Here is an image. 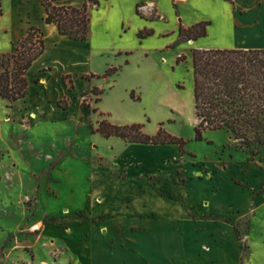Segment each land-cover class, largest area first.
Instances as JSON below:
<instances>
[{
	"label": "rangeland",
	"instance_id": "obj_1",
	"mask_svg": "<svg viewBox=\"0 0 264 264\" xmlns=\"http://www.w3.org/2000/svg\"><path fill=\"white\" fill-rule=\"evenodd\" d=\"M40 1L1 0L3 21L23 16L29 27L39 28L36 23L44 22ZM96 1L82 45L63 43L56 51L51 35L44 38L39 28L44 51L27 73V97L14 108L0 99V264H99L98 230L110 229L103 227L105 220L119 232H135L138 219L155 213L166 225L164 220L176 217L169 230L187 243L173 247L179 264H264V145L236 149L224 130H206L195 139L191 62L193 49H238L239 40L264 45V14L253 18L257 35L247 31L243 37L234 18L250 15H230L221 0ZM200 20L210 23L206 31L214 22L209 35L179 38L181 27ZM181 56L184 60H178ZM109 67L118 73L101 77ZM66 74L74 88L70 94L62 79ZM91 74L100 78H84ZM93 88L103 94L92 93ZM62 92L59 100L71 102L65 111L48 104ZM98 99L110 121L121 123L113 124H141L147 135L162 124L183 141L182 149L107 144L92 132L97 120L108 119L92 113ZM59 154L61 163L51 166ZM95 187L118 201L94 200ZM156 192L171 200L160 201ZM127 195L153 209H145L144 216L139 205L122 199ZM229 204L242 210L230 212ZM35 224L39 229L33 232ZM123 243V235L106 241L114 249ZM139 253L175 264L156 244ZM116 258L119 264L128 259Z\"/></svg>",
	"mask_w": 264,
	"mask_h": 264
},
{
	"label": "trees",
	"instance_id": "obj_2",
	"mask_svg": "<svg viewBox=\"0 0 264 264\" xmlns=\"http://www.w3.org/2000/svg\"><path fill=\"white\" fill-rule=\"evenodd\" d=\"M72 0H41L44 22L53 25L59 35L73 41H85L89 30V9L97 7L96 0H82L75 6ZM3 14L0 0V16ZM210 23L200 21L189 28H180L179 38L194 41L207 35ZM148 34V33H147ZM13 52L0 55V99L12 107L28 94L26 73L44 51L43 32L29 27L26 35L13 43ZM178 60H184V56ZM193 73V107L196 119L195 139L200 140L204 131L224 130L236 141V149H250L264 145V48L263 49H193L191 51ZM118 68L109 67L101 76L115 75ZM100 78L91 74L84 78ZM83 78V76H82ZM73 88L69 75L62 76ZM92 93L103 91L93 88ZM131 92V97H132ZM100 99L97 100V102ZM58 108H68L64 97L56 102ZM100 116H103L101 113ZM147 135L141 124L116 125L108 119L95 122L92 132L102 138H119L129 144L176 145L182 149L183 141L162 129ZM253 152V151H251ZM62 158L59 154L51 163L55 166ZM235 184L241 185L238 181Z\"/></svg>",
	"mask_w": 264,
	"mask_h": 264
},
{
	"label": "crops",
	"instance_id": "obj_3",
	"mask_svg": "<svg viewBox=\"0 0 264 264\" xmlns=\"http://www.w3.org/2000/svg\"><path fill=\"white\" fill-rule=\"evenodd\" d=\"M69 2H71L75 6H80L82 3V0L65 1V3H69ZM221 5L229 8L230 15L231 14L233 15V13H239V14L242 13V14H249L250 15L249 17L239 16V18H237V19L234 18V22L236 21L240 24V26H238V27L234 26V28L237 29V33L239 35H243V37H244V34H245L244 32L247 33V31L248 32L255 31L256 35H257V32H258L257 29L259 27L255 26V24H254L255 22L253 21V18L258 19L260 17V15L264 14V0H221ZM261 19H259V20H261ZM25 20H26L25 17L19 16L12 23H8V22L3 21L2 15L0 16V55L13 52V47H14L13 43L26 35L28 27L32 23L28 24L25 22ZM210 22H211V26L207 29V35L210 34V29H212L214 27V22L213 21H210ZM231 22L232 21L229 19V24ZM36 26H38L39 28L42 29V31L44 32V38H46V33L51 35V38L55 42V44H54L55 49L54 50H56V51H58L60 49L57 46L60 44H63V43H69V44L72 43L74 45H78V44L82 45L84 42V41L69 40L64 36L59 35L56 31V28L53 25L46 24L43 21L36 23ZM221 28H223V30L229 29L230 26H228L227 28L225 26H223ZM246 44H252V43H243L240 40L237 41L238 49H263L264 48V45L249 46ZM242 45H246V46H242ZM82 54H83V52H82ZM82 54H80V56H82ZM128 54H130V53H126V55H128ZM124 61H125L124 62V70H126L128 68V60L125 59ZM44 69H46L47 72L51 70L50 67L44 68ZM44 69H42L41 72H45ZM28 71H27V73H28ZM27 73H26V78H27ZM68 75L70 76V74H68ZM70 78H71V76H70ZM27 81H28V79H27ZM34 81L36 82L37 79L34 78ZM44 84H45V78L40 81L39 85H44ZM28 87H29V82H28ZM89 90H91L90 86L87 87V89L84 91V93L89 91ZM67 92L69 94L73 93L74 88H72V91H67ZM63 93H66V92H62L59 96H56L54 98V102H52L51 100H48V104L53 103V104H55V107L57 109L62 110L61 108L57 107L56 102L60 98L63 97ZM19 101H21V100H19ZM19 101H17L16 103H18ZM100 101L101 100H99L97 102V110H93L92 113L95 114L96 112H99L100 114L101 113L106 114L109 121H110V118L112 119L111 113L107 110L101 109V107H100L101 102ZM4 102H6V101H4ZM70 103L71 102H69V106H70ZM9 108H14V107H9ZM68 109H69V107L66 110H68ZM63 111H65V110H63ZM85 111H88V109H85ZM36 117H37V113H36ZM110 122L121 124V123L115 122L114 120H111ZM96 135L98 137L102 138L99 134L96 133ZM102 140L107 142V144H109V145H113V147L120 146V147L126 148L128 145H144V144L125 143L121 139L115 138V137H111L108 139L102 138ZM152 146H155V145H152ZM112 158H115V157H112ZM60 163H61V160L56 165H59ZM145 184L148 185L147 183H145ZM89 189H90V187H89ZM156 193H158V194L157 195L154 194V196H156V198L159 199L160 201H163L162 200L163 198L166 199L165 197L162 196V194L160 192H156ZM90 195H91V198H94V200H96V198L99 197L101 200L118 201L117 200L118 198H114V197L112 198L110 193L103 192L97 187H95L94 190L92 192H90ZM136 196L127 195V196L123 197L122 199H124V200L129 199L130 202L132 203V205H134V206L139 205V208H141L139 210H141L143 215L145 216L146 214L144 213L145 212L144 210L148 209V211L151 212V210L153 208L149 207L147 203L140 204L139 203L140 200H138V198ZM166 200H171V198L169 197ZM169 203H171V202H169ZM227 207L230 210V212H231V209H241L240 207H237L234 204H229ZM154 211H155V209H154ZM175 218H176L175 216L171 215L170 218L164 220V221L168 222L166 225V224H163L157 220L158 219L157 213H155V215L151 214L150 217L146 216V218L144 217L143 219L137 220V223H135V226H136L135 232H131V230L129 228H126V229L121 230L119 232V231L115 230L116 224L110 223L111 220H109V219L105 220V223H104L105 225L103 227H105L106 229H108V228H110V229L107 230L106 232L100 233V231H101L100 230L101 226H100L99 230H98V232H99L98 235L100 238V244H98L96 246L95 252L97 255H99L100 258L102 257V260L99 262V264H119V262H117V260H116L117 259L116 257L119 254L126 255V257H128V259L131 261V262L127 263V260H128L127 259V260H124L122 264H163L161 262L157 263V261H155V258L152 256H143L139 253L140 250L141 251L144 250L145 246H148L149 248H151V246L154 244H156V246L158 248H160V252L168 255L173 263L179 264V262H180V259H179L180 256L179 255L180 254L175 253V250H173L175 248H173V247L175 245H178L179 247L182 246L183 244L186 243V240L183 237L181 238L179 236L173 235V232L171 230H169V228H170L169 224L170 223H172V224L176 223ZM121 235H123V238H124L123 245L119 246L117 249H114L112 247L110 248L109 246H107L106 241H108L109 238H119ZM150 253H152V251Z\"/></svg>",
	"mask_w": 264,
	"mask_h": 264
},
{
	"label": "built area",
	"instance_id": "obj_4",
	"mask_svg": "<svg viewBox=\"0 0 264 264\" xmlns=\"http://www.w3.org/2000/svg\"><path fill=\"white\" fill-rule=\"evenodd\" d=\"M39 229V225L38 224H35L31 227V231H37Z\"/></svg>",
	"mask_w": 264,
	"mask_h": 264
}]
</instances>
